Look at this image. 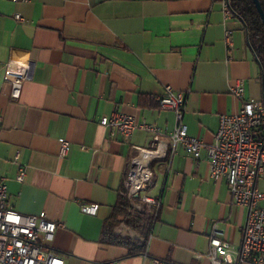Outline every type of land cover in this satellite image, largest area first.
I'll use <instances>...</instances> for the list:
<instances>
[{
	"label": "crops",
	"instance_id": "crops-1",
	"mask_svg": "<svg viewBox=\"0 0 264 264\" xmlns=\"http://www.w3.org/2000/svg\"><path fill=\"white\" fill-rule=\"evenodd\" d=\"M12 59L31 64L17 98L3 76L2 64ZM261 76L241 22L223 17L220 0H0L7 206L60 225L50 246L64 264H209L198 256L208 251L213 225L238 248L247 209L233 204L224 179L209 178L204 151L194 160L180 145L168 168L164 160L152 164L145 193L160 196L161 207L138 240L141 252L103 241V223L123 202L118 191L133 147L148 148L151 136L137 130L125 141L99 119L133 116L161 128L168 142L174 115L156 101L167 85L186 97L187 135L210 144L219 116L241 108L230 89L241 81L245 98L259 99ZM59 139L70 143L63 159ZM93 204L95 214L81 212Z\"/></svg>",
	"mask_w": 264,
	"mask_h": 264
},
{
	"label": "built area",
	"instance_id": "built-area-1",
	"mask_svg": "<svg viewBox=\"0 0 264 264\" xmlns=\"http://www.w3.org/2000/svg\"><path fill=\"white\" fill-rule=\"evenodd\" d=\"M14 3H27L31 0H11ZM224 18L232 16L227 0H220ZM15 20L22 22L19 15ZM230 31L225 33V38ZM3 76L10 84V97L19 96L22 83L28 79L31 64L28 60H9L2 64ZM230 93L241 101L237 113L219 116L218 127L213 141L205 144L198 138L187 135L183 123L186 97L175 92L170 86H164V92L156 98L158 106L171 111L174 126L168 133V142L162 141L164 131L156 125L137 122L133 116L111 113L99 119V125L113 134H119L128 140L137 130L151 136L148 148L133 147L134 154L126 164L122 185L118 191L125 204L126 214L137 216L148 213L151 217L149 230L156 222L161 207L160 196L145 193L151 184L152 164L155 160H164L168 168L176 147L181 146L184 154L198 160L205 152L208 176L211 180L224 179L231 201L236 206L247 209L241 243L233 248L223 239V232L213 225L208 238V251L199 255L209 264H264V191L257 187V182L264 177V92L259 99L245 98L243 85L238 82ZM58 157L63 159L70 143L59 139ZM24 178L23 169H19L18 182ZM7 187L0 176V264H64L50 244L58 223L49 221L45 214L37 216L22 215L6 204ZM81 212L95 214L98 205H81ZM113 233L121 238L141 240L138 232L120 220L113 228ZM146 241V240H144ZM154 264H166L154 259Z\"/></svg>",
	"mask_w": 264,
	"mask_h": 264
},
{
	"label": "trees",
	"instance_id": "trees-1",
	"mask_svg": "<svg viewBox=\"0 0 264 264\" xmlns=\"http://www.w3.org/2000/svg\"><path fill=\"white\" fill-rule=\"evenodd\" d=\"M232 16L236 17L242 24L249 46L261 68V83L264 90V25L258 16L251 0H227ZM264 10V0H258ZM124 219L125 223L140 233L142 239L146 238L150 227L151 217L148 213L129 216L126 214L125 204H118L111 215L102 225L103 241L110 245H121L127 248L128 254L140 253L144 247L143 241L121 238L113 233L115 225Z\"/></svg>",
	"mask_w": 264,
	"mask_h": 264
},
{
	"label": "water",
	"instance_id": "water-1",
	"mask_svg": "<svg viewBox=\"0 0 264 264\" xmlns=\"http://www.w3.org/2000/svg\"><path fill=\"white\" fill-rule=\"evenodd\" d=\"M251 1H252V3L255 6V9H256V11L258 13V16H259V18H260V20L262 22V25H264V10H262L258 0H251Z\"/></svg>",
	"mask_w": 264,
	"mask_h": 264
},
{
	"label": "rangeland",
	"instance_id": "rangeland-1",
	"mask_svg": "<svg viewBox=\"0 0 264 264\" xmlns=\"http://www.w3.org/2000/svg\"><path fill=\"white\" fill-rule=\"evenodd\" d=\"M258 186L259 187H264V177H261L260 180H259V183H258ZM140 234V233H139ZM141 237V235H139ZM142 238V237H141Z\"/></svg>",
	"mask_w": 264,
	"mask_h": 264
}]
</instances>
